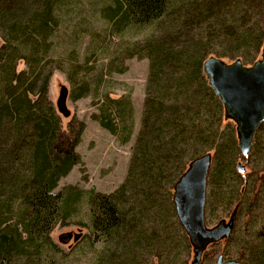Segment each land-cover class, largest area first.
I'll use <instances>...</instances> for the list:
<instances>
[{
	"label": "rangeland",
	"instance_id": "1",
	"mask_svg": "<svg viewBox=\"0 0 264 264\" xmlns=\"http://www.w3.org/2000/svg\"><path fill=\"white\" fill-rule=\"evenodd\" d=\"M182 1H194L199 6L197 0L173 2ZM109 5L107 0H58L55 4L58 26L53 55L60 60V69H55L50 78L48 98L57 111L60 92L67 91L66 109L70 115L64 118L57 111L63 131L71 124H84L76 148L80 164L58 182L55 192L82 194L72 203L70 217L54 227L50 238L55 246L44 249L40 264H189L192 248L176 218L172 193L189 160L204 153L212 154L206 188V225L212 227L228 219L238 201L240 208L230 238L210 246L202 264H215L219 255L224 260L256 264L254 253L264 246V122L253 138L249 156L243 158L234 124L224 121L223 111H215L210 101L213 110L209 117L200 113L193 123L202 126L199 140L189 135L186 143L180 142L177 153L149 175L151 184L137 177L126 181L141 131L149 79V60L134 53L152 38L160 37L168 22L130 26L117 32L116 25L102 15V9ZM206 27L205 22L192 32L187 27L181 32L175 29L174 35L180 33L178 47L185 51L193 45L192 41L201 38L203 49L198 55L225 56L226 49H235L234 55L245 56V65L248 59L259 58L254 44L240 48L234 43V48L221 44L218 32H206ZM205 35L210 37L204 39ZM24 68L19 62L17 71ZM198 79L200 84L195 83L194 91L202 86L201 78ZM82 92L85 94L77 98ZM192 114L186 118H192ZM99 115L112 120L114 133L100 126ZM237 163L244 167V173L237 170ZM124 184L126 188L119 195L121 210L126 214L124 226L116 239L103 241L91 228L87 193L111 195ZM145 191L153 198V204L146 202Z\"/></svg>",
	"mask_w": 264,
	"mask_h": 264
},
{
	"label": "trees",
	"instance_id": "2",
	"mask_svg": "<svg viewBox=\"0 0 264 264\" xmlns=\"http://www.w3.org/2000/svg\"><path fill=\"white\" fill-rule=\"evenodd\" d=\"M57 1L0 0V264H40L44 249L53 245L51 232L58 222L70 217L72 203L82 194L55 192L58 182L80 164L76 148L84 130V124L78 123L63 131L60 116L48 98L50 78L60 69V60L53 55ZM107 1L111 5L102 9V15L116 25L117 32L168 22L160 37L134 53L149 60V79L141 131L126 181L137 177L151 184L149 175L177 153L180 142L186 143L190 136L200 139L202 126L193 123L200 113L209 117L213 110L210 101L215 111H223L202 73L203 62L211 56L226 62L246 59L234 55L235 49H226L225 56L198 55L203 49L201 38L192 41L190 37L193 45L184 51L177 44L180 33L174 35V30L181 32L187 27L192 32L206 22V32H218L221 44L234 43L237 48L254 44L256 55L264 42V0H197L198 7L194 1ZM257 59L243 64L249 66ZM19 62L25 67L21 71H17ZM199 77L202 86L194 91ZM191 114L192 118H186ZM97 121L114 133L111 119L99 115ZM185 123L190 126L184 129ZM124 188L126 184L111 195L87 193L91 228L103 241L116 239L124 226L126 214L119 197ZM146 193V202L153 204ZM239 208L240 201L230 215L235 210L237 219ZM261 234L264 236V231ZM254 258L256 264H264V246Z\"/></svg>",
	"mask_w": 264,
	"mask_h": 264
},
{
	"label": "water",
	"instance_id": "3",
	"mask_svg": "<svg viewBox=\"0 0 264 264\" xmlns=\"http://www.w3.org/2000/svg\"><path fill=\"white\" fill-rule=\"evenodd\" d=\"M202 73L222 106L224 121L232 122L235 126L240 154L243 158L248 157L253 138L264 122V42L259 58L251 65L245 66L241 59L226 62L211 56L203 62ZM66 99L67 91L62 89L57 101V111L64 118L70 115L66 109ZM211 164L212 157L209 153L192 160L173 187L172 202L176 218L192 248L189 264H201L202 257L210 246L227 241L236 220L234 210L228 219L221 220L212 227L206 225V188ZM237 170L244 173V167L240 163L237 164ZM215 264L240 262L224 260L219 255Z\"/></svg>",
	"mask_w": 264,
	"mask_h": 264
}]
</instances>
